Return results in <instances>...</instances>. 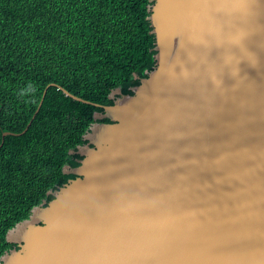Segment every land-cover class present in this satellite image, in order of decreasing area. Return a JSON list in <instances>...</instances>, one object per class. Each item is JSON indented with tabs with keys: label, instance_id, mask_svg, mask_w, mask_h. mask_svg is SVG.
<instances>
[{
	"label": "water",
	"instance_id": "1",
	"mask_svg": "<svg viewBox=\"0 0 264 264\" xmlns=\"http://www.w3.org/2000/svg\"><path fill=\"white\" fill-rule=\"evenodd\" d=\"M150 1L154 67L112 90L0 264H264V0Z\"/></svg>",
	"mask_w": 264,
	"mask_h": 264
},
{
	"label": "trees",
	"instance_id": "2",
	"mask_svg": "<svg viewBox=\"0 0 264 264\" xmlns=\"http://www.w3.org/2000/svg\"><path fill=\"white\" fill-rule=\"evenodd\" d=\"M151 3L0 0V256L16 246L7 231L74 176L65 166L79 163L91 123L109 121L94 114L113 102L112 90L132 93L154 67ZM30 82L36 92L21 99Z\"/></svg>",
	"mask_w": 264,
	"mask_h": 264
},
{
	"label": "clouds",
	"instance_id": "3",
	"mask_svg": "<svg viewBox=\"0 0 264 264\" xmlns=\"http://www.w3.org/2000/svg\"><path fill=\"white\" fill-rule=\"evenodd\" d=\"M239 42V38L236 37V38H233V43H238ZM231 59V57H226L225 58V62H229ZM237 72H238V69H237ZM236 74V73H234ZM213 79V82L219 86L221 84V81L220 80H217L215 77L212 78ZM36 92V87L30 82L28 83L26 86L24 87H21L18 89L17 91V96L20 97L21 99H24L26 98L29 94H34Z\"/></svg>",
	"mask_w": 264,
	"mask_h": 264
},
{
	"label": "bare ground",
	"instance_id": "4",
	"mask_svg": "<svg viewBox=\"0 0 264 264\" xmlns=\"http://www.w3.org/2000/svg\"><path fill=\"white\" fill-rule=\"evenodd\" d=\"M263 61H262V63H261V65H260V67H259V69L257 70V73L260 75L259 77H258V79H257V85H258V87L260 88V91H262L263 93H264V79H263V76H264V57H263V59H262ZM250 71L251 70H249L248 68H247V72H248V77L250 78V76H249V73H250ZM251 79V78H250ZM252 80V79H251ZM253 82H255V81H253ZM260 94H261V92L258 94V98H259V96H260ZM258 98H257V100H258ZM256 102H259V103H261L260 101H256ZM264 102V101H263ZM244 103H247V101L246 100H243L240 104H239V106H241V105H243ZM262 104V103H261ZM244 105H247V104H244ZM243 105V106H244ZM242 132H248V130L246 129V128H244V131H238V134H242ZM245 134V133H244ZM231 187H233V189H237V188H242V187H239V186H233V185H231ZM240 190L238 191V197L240 196Z\"/></svg>",
	"mask_w": 264,
	"mask_h": 264
},
{
	"label": "flooded vegetation",
	"instance_id": "5",
	"mask_svg": "<svg viewBox=\"0 0 264 264\" xmlns=\"http://www.w3.org/2000/svg\"><path fill=\"white\" fill-rule=\"evenodd\" d=\"M69 167H70V166H69ZM75 176H76V175H74V176H72V177H75ZM72 177H69V178H72ZM69 178H68V179H69ZM68 179H67V180H68ZM15 245L17 246V244H15Z\"/></svg>",
	"mask_w": 264,
	"mask_h": 264
},
{
	"label": "rangeland",
	"instance_id": "6",
	"mask_svg": "<svg viewBox=\"0 0 264 264\" xmlns=\"http://www.w3.org/2000/svg\"><path fill=\"white\" fill-rule=\"evenodd\" d=\"M68 168H66V170H67Z\"/></svg>",
	"mask_w": 264,
	"mask_h": 264
}]
</instances>
